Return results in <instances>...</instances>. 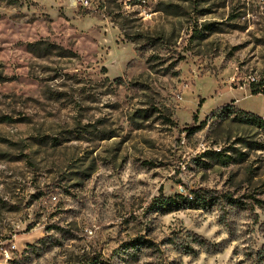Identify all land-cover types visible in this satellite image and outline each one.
I'll return each instance as SVG.
<instances>
[{
    "label": "rangeland",
    "instance_id": "obj_1",
    "mask_svg": "<svg viewBox=\"0 0 264 264\" xmlns=\"http://www.w3.org/2000/svg\"><path fill=\"white\" fill-rule=\"evenodd\" d=\"M73 1L0 0V264H264V7Z\"/></svg>",
    "mask_w": 264,
    "mask_h": 264
},
{
    "label": "trees",
    "instance_id": "obj_2",
    "mask_svg": "<svg viewBox=\"0 0 264 264\" xmlns=\"http://www.w3.org/2000/svg\"><path fill=\"white\" fill-rule=\"evenodd\" d=\"M64 51V50H62ZM252 95H260V94H263L264 95V90H262L261 92L259 90H255L253 89L252 90ZM240 113L242 115H245L247 117H249V119H256V120H259V121H262V118L254 115V114H251V113H247V112H244L243 110H240ZM217 199L214 198L209 192H197L195 193L194 197H191V198H186L184 196H181V195H177L176 197H173V198H165L164 196H161L158 201H157V210L158 211H163V210H167V209H172L174 207H177V206H189V207H192V208H196V209H206L207 207L209 206H214V203ZM228 200H230L229 198H227V202ZM230 203L231 204H234L236 202H234L233 200L231 201L230 200ZM199 238V237H198ZM197 238V239H198ZM199 241H202V242H199L201 245H205V241L201 240V238L199 239ZM211 249V246L209 248V250Z\"/></svg>",
    "mask_w": 264,
    "mask_h": 264
},
{
    "label": "built area",
    "instance_id": "obj_3",
    "mask_svg": "<svg viewBox=\"0 0 264 264\" xmlns=\"http://www.w3.org/2000/svg\"><path fill=\"white\" fill-rule=\"evenodd\" d=\"M131 1L132 0H126L124 2V5H125L126 8L130 9L132 7ZM257 1H258V3L260 5H262L264 7V0H257ZM140 2H141L140 7L143 8V10H142V12H140V14L142 15L143 19L146 20L147 18H151L153 14H152V12H150V13L148 12L150 10H147V2H146V0H141ZM72 4L75 7H77L78 4H82L85 7L89 5V3H88L87 0H74ZM12 247H13L14 250L16 249V246L15 245H13ZM2 256L5 258L6 261L12 259V254L9 251L3 252L2 253Z\"/></svg>",
    "mask_w": 264,
    "mask_h": 264
}]
</instances>
